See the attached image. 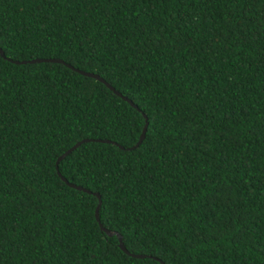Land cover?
I'll use <instances>...</instances> for the list:
<instances>
[{
  "label": "trees",
  "instance_id": "1",
  "mask_svg": "<svg viewBox=\"0 0 264 264\" xmlns=\"http://www.w3.org/2000/svg\"><path fill=\"white\" fill-rule=\"evenodd\" d=\"M0 47L139 107L0 54V264H264V0H0Z\"/></svg>",
  "mask_w": 264,
  "mask_h": 264
},
{
  "label": "water",
  "instance_id": "2",
  "mask_svg": "<svg viewBox=\"0 0 264 264\" xmlns=\"http://www.w3.org/2000/svg\"><path fill=\"white\" fill-rule=\"evenodd\" d=\"M0 54L5 57V58H8L6 56V54L4 53L3 49L0 47ZM10 61L12 62H15L17 64H26V63H36V62H60V63H64L66 65H68L70 68H72L73 70L79 72L80 74H83L85 76H88V77H92V78H95L103 83H105L111 90H113L117 95L121 96L123 99L127 100L128 102H130L134 107L138 108V105L136 103H134V101L132 99H130L128 96L126 95H123L122 92H120L119 90H117L113 85H111L109 82H107L101 75H99L98 73H95V72H92V71H86V70H83V69H80V68H77L75 66H73L72 64L70 63H67L65 62L63 59H60V58H41V57H38V58H34V59H30V60H15V59H12V58H8ZM144 116H145V119H146V123H145V126H144V129L141 133V136H140V139L139 141L136 143V145L130 147L129 149H135L137 148L141 143L142 141L145 139L146 137V133H147V129H148V126H149V122H148V117L146 116V114L144 113ZM90 141H103V142H109V143H116L115 141H112L110 139H100V138H84L80 141H78L77 143H75L72 147H70L68 150H66L64 153H62L58 159H57V169H58V174L61 176V178L68 184L70 185L71 187L73 188H76V189H79V190H82V191H85V192H88V193H94L95 195L98 196L99 198V203H98V206H97V209H96V216H97V220L100 222V226H101V229L102 231L106 232L109 236H114V235H117L118 238H119V244H120V247L125 251L127 252L129 255L133 256V257H146L145 254H138V253H133L131 251H129L124 243V240H123V236L122 234H120L118 231H115V230H111V229H108L106 226L103 225V223L101 222V219H100V213H99V210H100V206H101V203H102V199H101V195L99 192H93L92 190H90L89 188H86L82 185H78V184H75V183H72L70 182L66 177H64L62 175V173L60 172L59 170V164H60V161L62 159H64L67 155H69L70 153H72L75 149H77L80 145H82L83 143L85 142H90ZM120 145V144H119ZM121 147H123L122 145H120ZM124 148V147H123ZM160 260V259H159ZM162 263L163 261L160 260Z\"/></svg>",
  "mask_w": 264,
  "mask_h": 264
}]
</instances>
